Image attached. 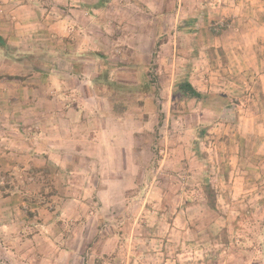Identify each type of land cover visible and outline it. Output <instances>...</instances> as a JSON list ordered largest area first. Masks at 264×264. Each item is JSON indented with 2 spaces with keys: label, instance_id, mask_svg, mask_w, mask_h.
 Segmentation results:
<instances>
[{
  "label": "rangeland",
  "instance_id": "374dc122",
  "mask_svg": "<svg viewBox=\"0 0 264 264\" xmlns=\"http://www.w3.org/2000/svg\"><path fill=\"white\" fill-rule=\"evenodd\" d=\"M95 1L83 5L93 19L76 59L10 46L53 68L0 53V264H264V96H255L257 64L243 76L218 47L242 28L214 15L232 0H99L93 15ZM212 44L222 56L208 63ZM97 52L121 84L136 83L128 65L152 67L161 121L152 110L115 117L95 97ZM186 66L197 90L226 99L175 94ZM95 118L108 127L101 134ZM64 119L89 126L65 138L39 125Z\"/></svg>",
  "mask_w": 264,
  "mask_h": 264
},
{
  "label": "crops",
  "instance_id": "0c3cea01",
  "mask_svg": "<svg viewBox=\"0 0 264 264\" xmlns=\"http://www.w3.org/2000/svg\"><path fill=\"white\" fill-rule=\"evenodd\" d=\"M86 3L87 0H45V2L43 0H0V36L12 47H41L44 53L49 55L65 60L76 59L73 57L72 49L75 42L81 44L78 39L84 31L83 21L93 19L89 13L84 12V8L87 6L84 7L83 5ZM102 4L99 0L92 4L93 15H96L105 6ZM229 4L233 9L225 8L223 11L222 8L219 9L218 5V10L214 15L222 18L223 15L230 17L231 24L236 23L242 28L239 27L236 37L231 36V38L222 39L220 36L218 47H220L221 54L222 52L226 53V58H234V63L239 64L238 69L243 73V76L248 75L251 65L257 64L256 69L253 70V73L257 74L256 82L259 80L255 96L259 95L262 98L264 96V0H232ZM254 14H257V20L253 19ZM209 17L210 14H206L203 21ZM234 17L236 18L232 20ZM233 38L235 42L230 40ZM94 46L97 47L96 44ZM211 47L212 52L208 50L206 53L208 63H211L212 60L217 61L222 56H218V51L213 50L216 47L215 44H212ZM255 51H259V53L255 54ZM84 96L86 99L88 95ZM35 123L37 124L36 121ZM88 123L85 121L76 122V120L66 122L64 119L60 122L41 121L39 125H41L44 133H51L52 130H48V127H51L55 128L56 132L59 130L62 134H67L65 138H71L70 129L73 131L74 128L88 127ZM94 124L100 126L99 134L106 128L101 119L95 118ZM60 128L65 131L62 132ZM59 137L64 136L58 135ZM10 141L15 143L16 139ZM68 142L65 141V144ZM43 157L47 163L46 155Z\"/></svg>",
  "mask_w": 264,
  "mask_h": 264
},
{
  "label": "trees",
  "instance_id": "16d2710c",
  "mask_svg": "<svg viewBox=\"0 0 264 264\" xmlns=\"http://www.w3.org/2000/svg\"><path fill=\"white\" fill-rule=\"evenodd\" d=\"M188 23V26L192 27L194 22L193 20H190ZM165 40V35L162 33V26L159 22L155 47L159 48V46H161ZM0 53L12 63L25 65V62L30 60L31 63L29 64L31 66L40 63L41 65H47L53 68L56 67V60L47 58L29 59L25 58L24 56L15 55L12 47H10L1 36ZM90 55L99 61V63L94 66L96 75L91 80L92 92L94 93L95 97H98L99 99H105L108 102L111 107V111L115 114V117H121L124 114L131 113L139 115L141 112L144 114V111L152 110L153 112L158 113V117L161 121L162 115L159 113L160 107L155 100L158 97V85L156 76H154L153 72L151 71L152 67L141 64L128 65V68L133 70L136 75V83L134 85H125L116 82L112 77L111 74L115 68L109 65L107 58L103 53L97 52L91 53ZM83 65H85L84 62L71 64L73 68V71L71 72L77 73L75 71H78V69ZM190 74V66H186L184 71H181V73L177 76L173 87L175 94L182 95V97L187 101L190 100L196 103L204 102V104H206V101L211 99H219L218 101L226 99L223 95H208L197 90L191 83ZM216 108L220 110L221 107L217 106ZM143 117L146 118L147 116L144 114ZM201 132V135H203L204 130H201ZM240 218L241 217H238L233 223H231L232 235H235L237 232Z\"/></svg>",
  "mask_w": 264,
  "mask_h": 264
}]
</instances>
